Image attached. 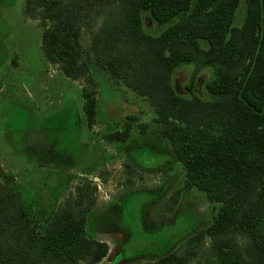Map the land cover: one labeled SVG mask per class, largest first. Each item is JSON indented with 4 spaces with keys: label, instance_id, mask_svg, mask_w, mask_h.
I'll return each instance as SVG.
<instances>
[{
    "label": "trees",
    "instance_id": "obj_1",
    "mask_svg": "<svg viewBox=\"0 0 264 264\" xmlns=\"http://www.w3.org/2000/svg\"><path fill=\"white\" fill-rule=\"evenodd\" d=\"M26 0L25 13L43 28L45 59L73 81H84L83 111L97 124L98 86L83 57L81 38L91 29L92 6L104 18L88 52L155 113L162 137L185 170L184 190L218 204L213 221L156 264H191L210 240L206 262L264 264V0ZM164 27L147 32L144 16ZM212 68L208 99L187 87L181 95L176 71ZM146 127H143V131ZM131 127L106 136L129 139ZM16 177L0 164V264H100L106 242L87 235L96 206L95 187L54 209L42 229L28 214ZM180 193V191H178ZM174 206L179 198H173Z\"/></svg>",
    "mask_w": 264,
    "mask_h": 264
},
{
    "label": "rangeland",
    "instance_id": "obj_2",
    "mask_svg": "<svg viewBox=\"0 0 264 264\" xmlns=\"http://www.w3.org/2000/svg\"><path fill=\"white\" fill-rule=\"evenodd\" d=\"M26 0H0V164L16 177L28 214L42 229L54 209L76 197L77 187H95L96 206L86 230L106 242L110 252L100 264H156L208 226L218 204L196 189L184 190V166L162 137L149 103L127 90L109 68L88 52L104 18L92 6L91 29L81 38L83 57L98 86L97 124L90 131L83 111L84 81L68 79L43 54L44 28L25 13ZM242 0L235 27L243 26ZM145 28L159 35L164 27L144 16ZM212 68L196 72L187 64L174 75L178 92L209 95ZM131 127L126 141L106 136ZM143 127H146L143 131ZM180 191V193H178ZM179 198L174 206L173 198ZM210 240L199 258L206 262ZM85 264V263H81Z\"/></svg>",
    "mask_w": 264,
    "mask_h": 264
}]
</instances>
